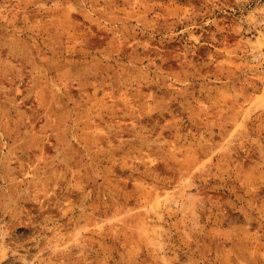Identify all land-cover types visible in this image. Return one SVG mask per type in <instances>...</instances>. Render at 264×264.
I'll list each match as a JSON object with an SVG mask.
<instances>
[{
  "label": "rangeland",
  "instance_id": "rangeland-1",
  "mask_svg": "<svg viewBox=\"0 0 264 264\" xmlns=\"http://www.w3.org/2000/svg\"><path fill=\"white\" fill-rule=\"evenodd\" d=\"M0 264H264V0H0Z\"/></svg>",
  "mask_w": 264,
  "mask_h": 264
}]
</instances>
